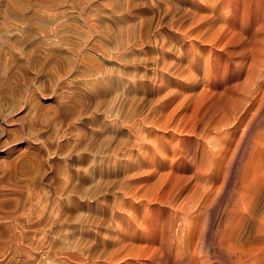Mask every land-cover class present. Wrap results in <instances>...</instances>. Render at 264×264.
I'll return each mask as SVG.
<instances>
[{"label": "rangeland", "instance_id": "374dc122", "mask_svg": "<svg viewBox=\"0 0 264 264\" xmlns=\"http://www.w3.org/2000/svg\"><path fill=\"white\" fill-rule=\"evenodd\" d=\"M194 1L185 5L208 14L209 0ZM224 1L228 21L220 20L222 29L206 42L197 32L182 34L192 28L187 18L161 30L174 38L162 56V45L141 38L140 22L151 16L142 0H0V43L26 40L10 67L0 66V80L12 69L19 79L2 98H18V104L35 92L45 119L66 105V132L83 111L90 136L77 156L76 220L67 214L43 264H239L247 251L260 257L262 243L234 234L232 205L243 188L256 190L264 182V0ZM100 47L111 55L100 54ZM54 48L63 69L51 55ZM157 58L169 66L155 69ZM31 112L21 109L24 124ZM115 126H122L119 136ZM64 129L50 127L48 135L66 139ZM37 148L20 143L0 153V169L7 171L0 194L16 185L28 194L49 171L50 156ZM60 151L52 154L61 159L62 173L69 167ZM59 176L61 183L65 176ZM57 182L44 181L37 190L50 195ZM22 247L37 252V245Z\"/></svg>", "mask_w": 264, "mask_h": 264}, {"label": "bare ground", "instance_id": "6f19581e", "mask_svg": "<svg viewBox=\"0 0 264 264\" xmlns=\"http://www.w3.org/2000/svg\"><path fill=\"white\" fill-rule=\"evenodd\" d=\"M185 2L186 0H142V3L150 10L151 16L149 19L147 17L148 19L147 21H149L147 22V24L145 20H141L140 22L141 23L140 26L142 29L141 38L143 39L146 38L148 42L154 44V47L155 46L158 47L159 45H162V47L160 48L162 56L166 55V52L164 51L166 45L173 44L174 41V38L171 35L169 29L175 27L176 24L186 20V18L190 22V27L192 28H190L189 30H182L183 31L182 34L184 36H189L191 32H197V34H195V37L198 38V40L205 42L209 40L210 35H212V33L219 32L222 29L221 23L220 25L218 24L220 20L223 21V24L228 21V18L226 17V15H224L223 12L225 6L224 0H209L205 8L206 10L207 9L209 10L208 14L206 15L203 14L200 15L198 13L199 12L198 8L196 9V7L192 4L185 5ZM192 2L194 3L195 1L192 0ZM78 14L81 13L79 12ZM53 21L55 22V20ZM89 21L90 20H88L87 22L89 23ZM37 24L38 23H36V25ZM90 27L88 28L91 30ZM167 27H170L168 29L169 30L168 35L162 37L161 30L166 29ZM40 28L45 29V26H40ZM131 28L132 27L128 26L129 34L132 33ZM24 29L26 30L27 28L25 27ZM93 31L94 29L92 30V32ZM25 37H28V34ZM29 37H31V35H29ZM23 38L16 39V41L14 40L15 42L12 45L9 44L8 46L6 45L4 47L2 46L3 43L2 44L0 43L1 67L2 66H5V68L10 67L11 58L15 53V50L25 45L26 40ZM53 44L55 46L54 42L52 43L51 46H53ZM97 51L103 55L106 54L111 55L112 53L111 50L109 51L106 48L103 49L101 47L97 49ZM194 51L195 53L198 51L197 55H200L202 53V48L195 49ZM51 55L56 56L57 58L58 54L56 53L55 48L52 50ZM61 58L58 57L57 59H55V61L63 69L65 63ZM31 59H32L31 62H34L33 58ZM159 62L161 61L159 58H157L156 61L154 62L155 69L159 68V66L161 65V64L159 65ZM167 66L169 65L165 63L161 65V68L164 67L166 68ZM16 76H17L16 73L12 69V73L10 70L7 77H5V79L0 80V153L3 152L6 154H10L15 149V146L19 145L20 143H25V144L27 143L28 145L36 144L38 145L37 148L39 150L38 154L43 153L44 156H50L47 158V160L48 159L50 160L49 161L50 168L49 171L41 173L42 174L41 178L38 177L35 180V182H32L29 185L28 194H25V192L22 190V188L19 185H16L17 187L13 188L11 190L12 191L11 193L3 192L0 194V245H1L0 251H2L0 254V264H43L42 262L44 261L42 260L43 258H41V256L43 255L45 256V254L48 252L47 249L49 245L57 244L56 235L60 233L59 232L60 229L64 227V224L66 223L65 221L68 220L67 214L70 213V216L72 217V219L70 220L72 221L76 220L75 217H77L76 212L78 210V207L75 204L74 199H72L73 197L72 193L76 192L78 188L77 181L80 179V172L77 169V164H76V163H80V161H77V156L79 155L78 153L85 145V143L90 139V136L88 135L89 132L87 127V119L85 116V112L83 111L80 112V116L77 119L78 121V123L76 124L77 126L69 127L68 132H66L64 128L69 123L68 116L66 114L67 113L66 108L64 107L66 105L64 106L59 105L60 109L56 113V116L55 117L51 116L50 118L47 117L45 119L42 105L37 104L35 102V98H36L35 92L28 93L27 96L24 97L23 101L18 100L19 102L18 104L16 103V100L18 98L17 99L11 98L9 99V101L4 100V98H2V94L4 93V90L11 88L13 83L12 80L14 79L19 80L18 77ZM66 79L67 78H65L63 81V83L65 84H66L65 82ZM108 87H106L107 90ZM62 88L64 89V91L66 90L65 92L66 94L75 95V93H73V90L70 89L68 86L66 87V85H64L61 87V89ZM102 90L105 91V89ZM85 93L82 91L76 92L77 96L79 97L88 96ZM24 106L31 107V111H32L29 122L27 124H24V119L22 118L23 116L20 115L21 109ZM59 118L60 120L57 122V119ZM16 125L18 126L20 125V126L16 127ZM57 125L61 126V129H64L62 131V133H64L63 134L64 136H69V135L70 136L67 137L66 139L60 140L59 137L61 136H58L59 134L56 137L54 136L51 137L50 135H48V128L50 127L53 128ZM114 130L115 132H117V135L119 136V134L122 132L123 129L122 126L120 128H117L115 126ZM129 130L130 132H133L134 136L136 137L135 139L137 140H135V142L138 141V139H140V136L139 137L136 136L139 135L136 133L137 131L135 132L134 128L132 127H130ZM52 138H54L55 140H52ZM123 143L122 144L120 143L119 145L122 146ZM57 149L59 151L60 150L63 151V154L61 153V155H63L64 157L63 162H65L66 166L69 167L62 173H60L61 159L56 158L58 155L55 157V159H54L55 155L53 156V154L57 153L56 152ZM127 152L128 151L125 150L123 151V154L127 155L128 154ZM113 153L115 155L118 154L116 150H114ZM119 163L120 161L116 159L115 162L116 166ZM119 165H122V163H120ZM101 170L102 168H99L97 171H101ZM6 172H7L6 169H0V182L2 184L6 182V175H5ZM60 174L64 175L65 179L61 183H58L61 181L60 179H62L63 177V176L60 177L59 176ZM42 181L43 182L46 181V183L49 184H54L55 182L58 181L57 184H59V188L55 187L58 191L55 190L50 195H46L42 193L41 190H37L38 188L41 189L40 183H43ZM236 191H237V187L235 189V192ZM15 195L19 196L18 199L14 198ZM34 199L37 200L36 203L34 202ZM232 206L233 208L232 207L231 208L233 212L235 211L236 215H238L237 220L234 223V228H235L234 234L236 235V237L246 238L247 236L249 237L248 239L263 244L262 245L263 249H261L262 253H259L261 254L260 257H258L259 255L258 256L253 255L254 253H248L247 251L248 254L245 253L244 255L245 259L240 258L238 260L239 264L241 263L264 264V182L263 185L256 190L243 188L241 192L238 194V197L236 198ZM75 228H76V224L73 223L71 225L72 232L70 235L71 239L73 238L72 243H70L71 245L76 244ZM22 245H37L36 247L37 252H30L24 249Z\"/></svg>", "mask_w": 264, "mask_h": 264}]
</instances>
